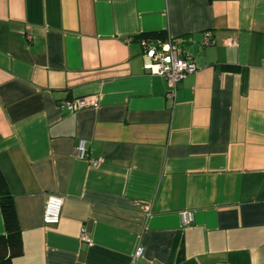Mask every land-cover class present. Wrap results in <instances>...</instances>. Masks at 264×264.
<instances>
[{
  "label": "crops",
  "instance_id": "obj_1",
  "mask_svg": "<svg viewBox=\"0 0 264 264\" xmlns=\"http://www.w3.org/2000/svg\"><path fill=\"white\" fill-rule=\"evenodd\" d=\"M145 33L197 66L174 99L144 68ZM0 170L12 264H264V0H0Z\"/></svg>",
  "mask_w": 264,
  "mask_h": 264
},
{
  "label": "built area",
  "instance_id": "obj_2",
  "mask_svg": "<svg viewBox=\"0 0 264 264\" xmlns=\"http://www.w3.org/2000/svg\"><path fill=\"white\" fill-rule=\"evenodd\" d=\"M27 39L31 36L26 34ZM212 40L211 31L207 30L203 33L202 44L208 45ZM143 55L145 57L144 68L151 75H158L165 79L167 84L166 96L170 99H174L178 84L182 79L191 72L196 71L197 66L193 60V57L180 50L177 47L176 41L170 38H150L143 37L140 39ZM224 43L229 47H234L236 41L227 37ZM71 111H77L84 107H96L98 105L94 97H82L76 98L62 103ZM76 155L79 158H85L91 166H96L102 163L99 158H92L88 155L86 148V141L80 139L76 145ZM63 206V197L56 194H49L45 200L43 209V222L46 225H56L60 222L61 209ZM183 223H189L191 221V214L188 212L182 213ZM79 238L87 243L91 242V239L84 235L82 232ZM141 255V248H137L134 257ZM216 264H228V263H216Z\"/></svg>",
  "mask_w": 264,
  "mask_h": 264
},
{
  "label": "trees",
  "instance_id": "obj_3",
  "mask_svg": "<svg viewBox=\"0 0 264 264\" xmlns=\"http://www.w3.org/2000/svg\"><path fill=\"white\" fill-rule=\"evenodd\" d=\"M143 37L164 39L159 33H145ZM0 214L4 233L0 235V264H12L13 258L22 254V241L14 198L0 170Z\"/></svg>",
  "mask_w": 264,
  "mask_h": 264
}]
</instances>
